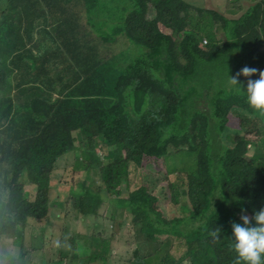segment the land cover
Returning <instances> with one entry per match:
<instances>
[{
  "label": "trees",
  "instance_id": "trees-1",
  "mask_svg": "<svg viewBox=\"0 0 264 264\" xmlns=\"http://www.w3.org/2000/svg\"><path fill=\"white\" fill-rule=\"evenodd\" d=\"M4 1L19 15L8 27L0 26V56L12 57L9 75L14 69L18 73L14 95L0 91V236L11 230L19 248L9 264H35V252L36 264H114V233L70 238L72 249L43 248L44 243L39 248L26 246L28 222L46 219L54 205L53 173L60 158L72 152L80 155L76 161L81 169L97 176L99 183L93 187L89 176L82 196L73 203L68 192L70 212L91 221L100 219L107 202L122 214L130 210L135 249L126 264H238L231 224L264 208V114L251 109L243 95L233 94L226 81L227 74L233 76L244 66L257 69L249 77L253 80L264 70V0L239 17L222 6L206 9L185 0H133L131 10L123 0H87L90 6L97 3L103 26L119 21L118 35L141 49L139 55L111 85L103 79L102 61L96 55L79 77L62 83L65 96L52 101L38 95L31 102L26 97L38 81L33 34L43 30L39 21L44 11L59 0H0V12ZM75 25L73 21L69 27L74 32ZM168 30L172 34H166ZM205 40L209 42L204 51L200 46ZM249 78L237 77L245 84ZM5 81L3 74L0 85ZM124 95L134 97L136 113L125 109ZM230 114L240 121L239 129L228 124ZM191 118L202 119L216 135L191 129ZM249 123H256V140L247 138L254 133ZM178 149L187 178L170 185L175 192L172 201L191 204L196 210L192 216L169 221L146 187L122 197L123 186L144 160L159 172H168L169 163L175 172L172 161ZM25 185H30V192L24 191ZM220 192L234 197L225 200L222 214L205 217L204 225L216 235L201 229L202 235L186 237L189 225L203 215L201 205L209 208L210 198ZM109 222L118 224L115 216ZM98 227L94 223L89 233Z\"/></svg>",
  "mask_w": 264,
  "mask_h": 264
},
{
  "label": "rangeland",
  "instance_id": "rangeland-1",
  "mask_svg": "<svg viewBox=\"0 0 264 264\" xmlns=\"http://www.w3.org/2000/svg\"><path fill=\"white\" fill-rule=\"evenodd\" d=\"M185 1L192 3L194 6L215 10H219L222 6L225 11H231L233 17H239L258 0H239L236 5H231L236 0ZM4 2L5 9L0 12V26L8 27L19 15L16 11L9 10L8 3ZM123 5L129 6V10H131L133 0H123ZM98 15L97 3L90 6L87 0H59L55 5H51L44 11V16L39 21L43 26V30L41 32L36 31L33 34L36 41V64L38 66L36 79L38 81H36V90L28 91L36 94H28L26 97L28 102L35 100L38 95L51 98L52 101L65 96L67 93L62 90V83L79 77L88 69L96 55L102 61V76L108 85L113 84L116 78L124 73L127 65L139 55L141 49L133 47L132 44H129V41L127 43L125 37L118 35L119 21L116 20L109 26H103L100 24ZM73 21L76 22V32L69 28L70 23ZM166 34H172V32L168 30ZM24 44H26V40H24ZM28 46L30 48L35 47L33 45ZM202 47L204 51L207 49V46ZM11 59L12 57L7 55L0 56V80H2L3 74L6 76L5 85L4 87L0 85V91L3 89L12 96L15 93L14 76L18 80V73L14 69V75L8 74ZM2 99L3 96L0 93V100ZM123 103L125 109L131 111L132 114L133 112L136 113V103L132 95H124ZM228 120V124L233 129H239L240 121L236 116L230 114ZM3 123H6V121H3ZM248 125L250 130L256 132V123H249ZM254 134L247 135V138L256 140L257 137ZM107 152H110V150L107 149ZM250 153L252 151H249L246 156L248 159ZM76 155L79 154L72 152L58 161L57 169L52 176L53 182L50 192V198L54 205L50 208L45 220L41 222L29 220L26 246L27 248H39L44 243L43 248L55 249L54 246L61 245L63 248L72 249V245L68 242L70 238L98 232L104 237H109L110 234L114 233L118 238L113 244L115 253L112 262L114 264H126L135 249L133 231L135 229L129 225L132 216L130 210H126L122 214V210H117L107 202L103 204V208L100 210V219L97 220L94 217L91 221L83 220L82 217L78 219L76 214L70 212V206L72 205L68 202V192L70 202L73 203L82 196V186L89 176L93 187H97L99 183L96 180L97 176L94 174L88 175L86 171L81 169V164L76 161ZM133 169L134 165H131L132 172ZM143 170H145V173ZM186 177L187 172L183 169L182 164H179L177 172L172 174L169 169L168 172H159L150 161L144 160L141 168L123 186L122 197L128 196L131 191L140 187H148L157 196L158 208L162 210L168 219H174V217L182 215L186 219V217L193 214L191 208H185L182 212L180 207L171 203L169 196L170 184H182ZM24 191L30 192V185H25ZM117 192H121V187ZM117 197H120V195H112V198ZM229 197H234V194L227 196L225 192H220L216 195L214 208L204 209L202 211L203 215L196 217L193 225L197 226L199 230L204 229L207 235L214 236L212 232H209L212 231L211 228L204 225L205 217L211 216L214 212L222 214L221 208L227 206L225 200ZM229 211H234V207ZM2 214L3 205L0 207V219ZM110 216H115L117 219L118 224L114 227L109 222ZM248 217L251 222L252 216ZM93 222L98 224L99 227L97 231L89 233L94 229ZM121 225L124 226L121 227ZM8 234L12 235L11 230ZM10 235L0 236V264H9L10 259L17 258L19 254V248L14 245ZM54 255L55 251L50 258ZM36 256L35 252L33 255L35 264ZM185 264H188V262H185Z\"/></svg>",
  "mask_w": 264,
  "mask_h": 264
},
{
  "label": "clouds",
  "instance_id": "clouds-1",
  "mask_svg": "<svg viewBox=\"0 0 264 264\" xmlns=\"http://www.w3.org/2000/svg\"><path fill=\"white\" fill-rule=\"evenodd\" d=\"M200 7V6H199ZM207 9V8H206ZM184 35H181V40L183 39ZM208 42L205 40L201 44V49H203L202 46H207ZM257 73L256 68H251L248 66L242 67L239 72H237L233 76H229L227 74V81L226 85L227 87L232 91L233 94L236 95H243L245 98L246 104L253 109L254 111H257L260 114H264V70H260L258 74V78L256 79H250L249 77L253 76ZM243 76L247 79L246 84L244 82H238L237 77ZM205 108V107H204ZM202 109L205 110L206 109ZM188 125L191 127V129H194L204 135L207 136H214L216 135L212 130L211 127H208L205 125L204 121L200 118H191L187 120ZM255 133V132H254ZM253 134V133H252ZM175 159L172 161V163L177 164V169H179V164L183 165V169L185 168V165L182 162V159L180 157V151L179 149L175 151ZM168 169H169V163H168ZM177 169L175 172L169 171L172 174H175L177 172ZM185 170V169H184ZM186 171V170H185ZM187 178V177H186ZM173 184V183H171ZM170 184V185H171ZM177 184V183H174ZM145 187V186H143ZM148 188V187H146ZM149 189V188H148ZM149 191L153 193L150 189ZM154 194V193H153ZM169 196L170 201L172 204V198L175 192H173L171 186H169ZM155 195V194H154ZM156 196V195H155ZM157 198V196H156ZM158 200V198H157ZM211 204L209 208H214V203L216 201V194L210 198ZM177 207H180L181 209L185 208H191L193 212H196L194 207L185 202L184 199H181L180 205H176ZM208 204L204 203L201 205V209H207ZM157 208H158V202H157ZM159 209V208H158ZM160 212L162 210L159 209ZM218 213V212H217ZM164 214V213H163ZM220 214V213H218ZM165 215V214H164ZM167 217V216H166ZM168 219V217H167ZM177 219H185V217L178 216L174 217V219H168L169 221L177 220ZM187 219V217H186ZM194 223V222H193ZM190 224L191 230L185 234L186 237L190 236H199L202 235L201 230L198 229L197 226ZM215 236L216 233H213ZM231 246L238 257V264L240 261H243V264H264V208H261L259 211H256L253 213L250 219L247 215H242L240 217V222H232L231 224Z\"/></svg>",
  "mask_w": 264,
  "mask_h": 264
},
{
  "label": "bare ground",
  "instance_id": "bare-ground-1",
  "mask_svg": "<svg viewBox=\"0 0 264 264\" xmlns=\"http://www.w3.org/2000/svg\"><path fill=\"white\" fill-rule=\"evenodd\" d=\"M198 1V0H197ZM200 2H201V0H200ZM202 2H203V0H202ZM205 2V1H204ZM209 3V2H208ZM207 6V5H206ZM211 7V6H210ZM208 9V8H207ZM204 10V9H203ZM207 40V39H206ZM209 42V41H208Z\"/></svg>",
  "mask_w": 264,
  "mask_h": 264
}]
</instances>
